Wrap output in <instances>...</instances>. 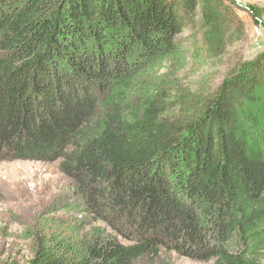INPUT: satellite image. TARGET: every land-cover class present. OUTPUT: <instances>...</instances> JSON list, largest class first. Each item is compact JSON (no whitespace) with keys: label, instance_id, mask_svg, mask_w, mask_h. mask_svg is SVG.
Segmentation results:
<instances>
[{"label":"trees","instance_id":"trees-1","mask_svg":"<svg viewBox=\"0 0 264 264\" xmlns=\"http://www.w3.org/2000/svg\"><path fill=\"white\" fill-rule=\"evenodd\" d=\"M237 8L0 0V160H60L103 223L39 237L28 264H263L264 52L212 91L175 73L224 54Z\"/></svg>","mask_w":264,"mask_h":264},{"label":"rangeland","instance_id":"rangeland-1","mask_svg":"<svg viewBox=\"0 0 264 264\" xmlns=\"http://www.w3.org/2000/svg\"><path fill=\"white\" fill-rule=\"evenodd\" d=\"M230 1L238 7V22L229 33L224 54L205 63L189 59L175 72L193 90L216 89L233 67L264 52V0ZM189 35L186 31L181 36L186 45L193 41ZM102 224L84 211L83 199L60 170V160H0V264H28L39 237L71 231L84 235ZM239 247L235 239L232 248ZM133 264L210 262L163 251L158 257L146 255Z\"/></svg>","mask_w":264,"mask_h":264}]
</instances>
